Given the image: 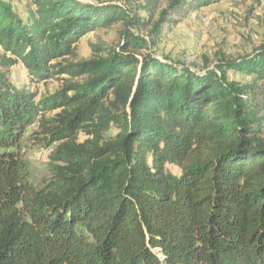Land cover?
I'll return each instance as SVG.
<instances>
[{
    "label": "trees",
    "instance_id": "obj_1",
    "mask_svg": "<svg viewBox=\"0 0 264 264\" xmlns=\"http://www.w3.org/2000/svg\"><path fill=\"white\" fill-rule=\"evenodd\" d=\"M30 1L25 21L0 0V264H264V47L196 71L125 31L82 60L89 34L158 37L220 0ZM18 65L63 86L38 99ZM36 123L59 163L42 186L20 152Z\"/></svg>",
    "mask_w": 264,
    "mask_h": 264
},
{
    "label": "rangeland",
    "instance_id": "obj_2",
    "mask_svg": "<svg viewBox=\"0 0 264 264\" xmlns=\"http://www.w3.org/2000/svg\"><path fill=\"white\" fill-rule=\"evenodd\" d=\"M12 8L15 17L28 20L35 8L30 0H2ZM95 4H116L121 6L124 0H83ZM163 5H166L163 1ZM143 19L148 18L145 10L139 13ZM157 21V18L155 19ZM151 29V28H150ZM168 26L161 36L150 37L151 30L130 29L122 23L95 34L87 35L78 45L79 59L91 58V44L100 40L109 48H116L122 41V33L130 31L136 38L150 45L155 55L166 58L178 64L187 65L196 71L213 69L217 60L239 58L251 55L264 47V0H220L218 3L204 7L190 14L181 24L170 32ZM3 51L0 46V57ZM230 82L239 87L254 83L251 77L244 73L227 71ZM12 83L27 91L38 94V99L49 97L63 86L62 78L53 79L46 83L37 84L31 81L28 72L22 65L11 69ZM57 113V112H56ZM56 113L49 114L53 117ZM118 133L113 127L110 136ZM39 124L29 127L20 143V152L26 160L37 186H42L53 176L59 163L54 160L57 144L46 143L40 137ZM174 174H179L176 167H169ZM83 234L86 230L78 229Z\"/></svg>",
    "mask_w": 264,
    "mask_h": 264
},
{
    "label": "water",
    "instance_id": "obj_3",
    "mask_svg": "<svg viewBox=\"0 0 264 264\" xmlns=\"http://www.w3.org/2000/svg\"><path fill=\"white\" fill-rule=\"evenodd\" d=\"M83 1V0H82Z\"/></svg>",
    "mask_w": 264,
    "mask_h": 264
}]
</instances>
